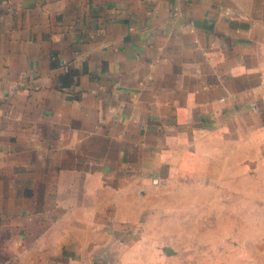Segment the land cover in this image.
<instances>
[{
	"label": "crops",
	"instance_id": "obj_1",
	"mask_svg": "<svg viewBox=\"0 0 264 264\" xmlns=\"http://www.w3.org/2000/svg\"><path fill=\"white\" fill-rule=\"evenodd\" d=\"M187 200L264 217V0H0V264H150Z\"/></svg>",
	"mask_w": 264,
	"mask_h": 264
},
{
	"label": "rangeland",
	"instance_id": "obj_2",
	"mask_svg": "<svg viewBox=\"0 0 264 264\" xmlns=\"http://www.w3.org/2000/svg\"><path fill=\"white\" fill-rule=\"evenodd\" d=\"M230 203L228 217L207 216L201 209L196 216V203L187 200L182 205V215L163 218L168 232L152 234V240L160 242L161 247L142 250L144 257L151 260L150 264H264V217L257 216L256 210L255 216L238 215L239 205L257 202ZM179 224L183 225V232L178 231ZM195 224L199 225L197 233L190 230ZM166 246L171 247L172 253H167Z\"/></svg>",
	"mask_w": 264,
	"mask_h": 264
},
{
	"label": "water",
	"instance_id": "obj_3",
	"mask_svg": "<svg viewBox=\"0 0 264 264\" xmlns=\"http://www.w3.org/2000/svg\"><path fill=\"white\" fill-rule=\"evenodd\" d=\"M167 251H169V250H167Z\"/></svg>",
	"mask_w": 264,
	"mask_h": 264
}]
</instances>
